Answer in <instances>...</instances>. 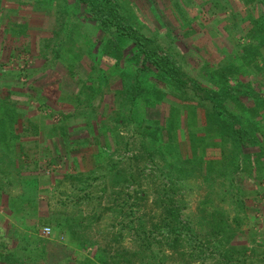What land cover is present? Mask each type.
I'll list each match as a JSON object with an SVG mask.
<instances>
[{"label": "rangeland", "instance_id": "1", "mask_svg": "<svg viewBox=\"0 0 264 264\" xmlns=\"http://www.w3.org/2000/svg\"><path fill=\"white\" fill-rule=\"evenodd\" d=\"M127 1L137 7V19L147 35L172 44L187 73V89L174 83L160 86L168 95L159 101L151 94L154 78L145 76L138 89L135 67L125 62L121 69L106 71L107 77L103 72L92 74L98 72L93 64L109 70L110 61L102 55L100 33L93 36L92 46L85 43L89 29L80 25L76 8L66 21L59 6L57 12L54 8L48 13L20 0L0 1V111L6 118L5 105L12 106L10 112L14 109L15 121L9 115L13 119H7L6 129L19 135L17 141L26 153L13 149L8 156L1 150L0 154L8 162L26 161L25 156L30 161L15 169L10 165L9 174L0 176V239L11 240L9 246L15 247L24 264H47L43 259L36 262L35 243L24 250L23 237L39 222L37 231L43 238L61 240L54 217L62 210L81 215L86 236L99 248L83 252L76 247L72 257L93 253L95 264L106 260L109 264H264V112L253 117L234 107L241 130L255 126L251 138L244 133V148L223 139L221 133L208 136L202 128L206 122L202 94L191 81L212 87L205 63L213 57L218 62L223 55L232 58L241 47L233 42L232 31L224 30L231 26L228 13L224 8L214 13L210 0H182L174 7L163 0ZM68 2L72 12L74 2ZM150 6L158 11L159 20L152 19ZM173 17L180 18L183 27ZM22 25H27L26 34L14 36L12 29L20 30ZM251 78L255 90L264 88V72ZM171 105L179 111L173 137L161 131L173 123ZM191 105L197 106V115L189 114ZM155 133L158 140L153 142ZM142 137L156 147V160H150L142 148ZM80 144L84 146L71 151ZM191 158L189 167L180 166ZM244 162L247 171L240 169ZM210 167L212 172H207ZM31 183L38 189L35 206L21 211L11 207L10 195H20ZM170 199L195 236L188 240L183 232L176 251L156 228L165 217L164 202ZM222 220L225 229L233 232L230 236L212 228ZM46 227L51 228L49 235L44 233ZM144 231L152 233L151 245ZM252 239L255 243L249 244ZM248 244L251 251L245 255ZM227 248L231 251L225 253ZM150 250L158 255L156 260ZM118 251L126 254L127 261H118Z\"/></svg>", "mask_w": 264, "mask_h": 264}, {"label": "trees", "instance_id": "2", "mask_svg": "<svg viewBox=\"0 0 264 264\" xmlns=\"http://www.w3.org/2000/svg\"><path fill=\"white\" fill-rule=\"evenodd\" d=\"M163 1L172 4L174 7V5L178 6L180 4L179 2L182 0ZM20 2L27 5L31 3L36 6V8H43L42 10L48 13L53 11L55 6H59L62 9L61 12L65 14L66 21H68L66 16L69 13H75L74 10L76 8L80 12V20H78L80 25L83 24V29H89V33L86 32L87 40L85 43L92 46V44L95 43L94 41H96V38L93 36L96 33H100L101 38L97 41L101 44L104 59L106 58L105 60L110 61L109 70L102 68L97 69L95 64H93L92 69L98 70V72L96 71L97 73L93 72L92 74L97 75L103 72V77H107L105 76L107 75L105 74L106 71L121 69L122 62H125L128 67H135L133 70L136 72L135 82H137L138 89H141L140 85L145 76H152L154 78L152 87L154 91L150 90L152 96L156 95V99L159 101L165 100L168 95L166 93L167 91L162 90L160 86L169 88V85L174 83V85H177L180 89H187V73L183 70L182 63H180L176 53L173 51L174 48L172 44L161 42L157 38L147 35L143 29L144 26L137 19V12L135 11L137 7L133 4L132 8V5H130L127 0H73L74 9L72 12H70L71 8L68 6V0H20ZM213 3L216 8L214 13L219 14L223 8V11L228 13L227 22L229 23L227 24L231 25V29L229 26H225L224 30L226 32L232 31L234 35L233 42L237 40L235 44L238 46L241 45V47H239V49L237 48L231 55L232 58H228V55H223L221 58H217L219 59L218 62L213 59L216 57H213L209 59V62L205 63L204 66L207 71L206 80L212 87H205L202 83L195 80L191 81L194 83L196 92L202 94L201 100L203 101H200V107L206 110V122L202 128L206 134L211 136L214 133H221L223 139L224 137H228L234 146H241L244 148L247 145H245L243 135L245 133L251 138L253 136L251 133L256 132L255 129H253L255 126L253 125L250 127L251 131H248L246 128L241 130L235 121L237 115H235L234 110L236 109L234 107L237 109L240 108L243 112L250 113L253 117L261 115L263 114L262 112H264V88L255 90L253 84H256V81H252L251 78L252 76H258L260 73L264 72V0H210L209 4L211 5ZM150 9L151 12L149 11V13L152 19L154 21H157V19L159 20L158 11L151 6ZM55 11L57 12V9ZM168 13L169 11H165L167 16ZM214 13L212 11V14ZM172 20L177 26H182L180 18L173 17ZM231 21L233 22L230 23ZM19 27L20 30L12 29L14 36L26 34L27 25ZM177 40L180 42L181 38L177 37ZM173 41H175V39ZM212 56L211 54V57ZM124 74L125 73H121V75ZM98 77L100 76L98 75ZM136 94V91H133L134 97H136ZM171 106L175 110V114H172L173 120L171 122L173 123L168 127H162L161 131L167 133V136L170 135V137H173V130H176L178 127L175 121L178 119L177 114L179 111L176 110L174 105ZM189 107L192 108L189 114L197 115V106L191 105ZM5 108H9V113L6 118L3 116L5 113L1 115L0 111V145H2L0 146V150L4 152L3 155L6 154L7 156L13 149H18L21 153L26 154L23 152L24 149L21 143L17 141L19 135L16 134L14 130L9 131L6 129V125L8 124L7 119H13V117H9V115L14 116L13 121H15L16 117L14 115V109L10 112V108H12L11 105L8 107L5 105ZM65 118L68 117L65 116ZM262 124H264V119ZM257 136L253 137L256 141L260 138ZM156 140H158V136L155 133L153 142H156ZM261 141L263 142V140ZM174 142L175 140L172 141V144ZM74 145H76V143H74ZM261 145L263 146V143H261ZM82 146H84V144H80L79 147H72L71 151H76ZM141 146L148 154L150 160H156V157H158L156 147L149 146V140L147 138L142 137ZM71 151L68 150V152ZM97 154L98 153L94 154L95 159ZM3 155L0 154V176L9 174L10 171L8 167L10 165H13L15 169L16 166L19 168L22 164L28 166L30 162L27 156H25L26 161L19 159L18 161L8 162ZM179 157L180 156H175L177 159H179ZM68 158H70V156L66 159ZM192 158L189 160L187 159L184 163L181 162L180 166L183 168L182 164H184L185 166L188 165L186 168L189 167L192 164ZM135 160L138 159L135 158ZM261 161L264 162L263 155H261ZM246 163L247 162H244L245 167H241V170L247 171L248 165ZM236 166L239 168V163L236 164ZM74 167L77 168L76 165ZM26 168L28 169V167ZM94 171L90 172V174H93ZM207 172H212V168L210 167ZM74 175L75 174H71L69 176L73 177ZM97 178L98 177H94V179ZM117 180L118 179L115 178V184L119 183ZM35 182L37 181L33 183ZM33 183L30 184L31 187L27 184L20 195H16L15 197L10 195L11 207L15 206V209L21 211L19 209L24 210L29 207L28 205L35 206L34 196L38 189L37 185ZM162 208L165 212V217L161 219V222H159L156 228H159L158 234H163L165 242L172 251H176L180 246L179 242L183 232L187 235L188 240L195 239L190 225L181 221L182 218L179 206L177 207L173 200L170 199L168 203L164 202ZM56 215L57 217H54V224L60 232L58 238L61 240L52 241L51 239L43 238L37 231L38 226H40L38 222L35 223L32 228H27L30 234L27 233V235L23 237L26 242L24 250H31V243H35L38 246L37 250H39L37 263H42L43 259V262L47 264H95L93 262V253H90V255L85 254L81 259L77 257L73 258L71 254L76 247L83 252L89 249L99 250L98 247H95L97 243L92 241L89 236H86L84 232L86 227L83 225L81 215L76 212L67 213L62 210L57 212ZM178 223L182 224V228L178 226ZM225 223L226 221L222 220L212 228L215 229L216 232L226 231L230 236L233 232L230 234V231L225 229ZM144 236H147L145 238L148 240V244L151 245L149 239L152 233L144 231ZM121 237L122 236L119 235L116 237V240ZM206 240H211V237L208 235ZM252 243H255L253 239L250 240L249 244ZM10 244L11 240H9V238L7 240L4 236V238L0 239V262L5 264H24V262H22L24 260L15 255V247H10ZM249 244L244 245L243 252L245 255L251 251ZM150 247L151 246H149V248ZM235 247L236 246L230 248ZM103 250V252H105V249ZM146 251L147 250H143V252ZM228 251L230 252L231 249L228 250L227 248L225 253ZM117 254H119L118 261L120 259L127 261L124 252L121 253L118 251ZM134 254H137V252L135 251ZM157 256L154 250H150V257L153 258V260H156ZM109 263L110 261L108 260L103 261V264ZM152 264H157V262H153Z\"/></svg>", "mask_w": 264, "mask_h": 264}, {"label": "built area", "instance_id": "3", "mask_svg": "<svg viewBox=\"0 0 264 264\" xmlns=\"http://www.w3.org/2000/svg\"><path fill=\"white\" fill-rule=\"evenodd\" d=\"M50 232H51V228H50V227H46V228L44 229V233H45L46 235H49Z\"/></svg>", "mask_w": 264, "mask_h": 264}]
</instances>
